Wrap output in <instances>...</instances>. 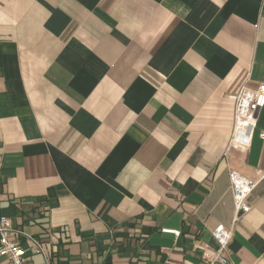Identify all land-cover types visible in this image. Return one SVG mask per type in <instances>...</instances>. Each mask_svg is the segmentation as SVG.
Listing matches in <instances>:
<instances>
[{"label": "crops", "instance_id": "obj_1", "mask_svg": "<svg viewBox=\"0 0 264 264\" xmlns=\"http://www.w3.org/2000/svg\"><path fill=\"white\" fill-rule=\"evenodd\" d=\"M264 0H0V217L32 264H264ZM229 172L257 182L239 215ZM172 230L178 234L164 233Z\"/></svg>", "mask_w": 264, "mask_h": 264}, {"label": "built area", "instance_id": "obj_2", "mask_svg": "<svg viewBox=\"0 0 264 264\" xmlns=\"http://www.w3.org/2000/svg\"><path fill=\"white\" fill-rule=\"evenodd\" d=\"M231 99L234 102V113L229 148L247 151L256 128L258 112L264 106V83H260L255 89L242 86ZM258 136L264 141V126ZM228 177L235 211L234 223L239 215L251 210L247 199L256 188L257 182L241 178L234 172H229ZM162 232L178 234L167 229ZM210 236L216 248L212 253L202 251L199 257L201 263L231 264L229 245L232 230L218 225L210 232ZM35 254L45 256L43 244L20 229L12 227L9 219L0 217V264H32L31 257Z\"/></svg>", "mask_w": 264, "mask_h": 264}]
</instances>
